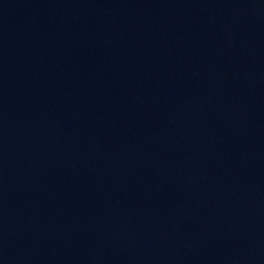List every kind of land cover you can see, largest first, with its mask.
Segmentation results:
<instances>
[{
  "label": "water",
  "instance_id": "obj_1",
  "mask_svg": "<svg viewBox=\"0 0 264 264\" xmlns=\"http://www.w3.org/2000/svg\"><path fill=\"white\" fill-rule=\"evenodd\" d=\"M0 264H264V0H0Z\"/></svg>",
  "mask_w": 264,
  "mask_h": 264
}]
</instances>
